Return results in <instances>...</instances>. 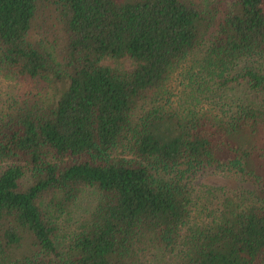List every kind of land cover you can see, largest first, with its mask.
Segmentation results:
<instances>
[{"label": "trees", "instance_id": "obj_1", "mask_svg": "<svg viewBox=\"0 0 264 264\" xmlns=\"http://www.w3.org/2000/svg\"><path fill=\"white\" fill-rule=\"evenodd\" d=\"M0 264H264V0H0Z\"/></svg>", "mask_w": 264, "mask_h": 264}, {"label": "rangeland", "instance_id": "obj_2", "mask_svg": "<svg viewBox=\"0 0 264 264\" xmlns=\"http://www.w3.org/2000/svg\"><path fill=\"white\" fill-rule=\"evenodd\" d=\"M102 63L105 65H108L112 68H116L119 70H124V71H130L133 67H134V63L132 62V60H130L128 57H124V58H120V59H114V58H110V57H105L102 59ZM177 73L175 75H173L170 79V81L168 82V86H171V88L174 87V83H175V78L177 77ZM31 89H34L33 86H30ZM11 88L7 87L5 89V92L8 93L10 92ZM220 181V179H219Z\"/></svg>", "mask_w": 264, "mask_h": 264}]
</instances>
